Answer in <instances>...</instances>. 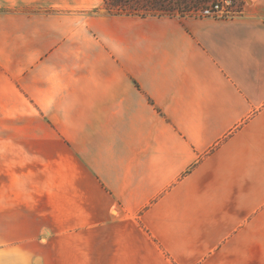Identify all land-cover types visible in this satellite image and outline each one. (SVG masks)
Returning <instances> with one entry per match:
<instances>
[{
    "label": "crops",
    "instance_id": "crops-1",
    "mask_svg": "<svg viewBox=\"0 0 264 264\" xmlns=\"http://www.w3.org/2000/svg\"><path fill=\"white\" fill-rule=\"evenodd\" d=\"M18 20L0 109L28 101L30 157L91 200L59 235L0 221V264H95L117 243L142 264H264V0L232 21Z\"/></svg>",
    "mask_w": 264,
    "mask_h": 264
},
{
    "label": "rangeland",
    "instance_id": "rangeland-1",
    "mask_svg": "<svg viewBox=\"0 0 264 264\" xmlns=\"http://www.w3.org/2000/svg\"><path fill=\"white\" fill-rule=\"evenodd\" d=\"M200 1H191L186 9H196L198 6L189 7L195 2L201 4L204 0ZM94 4L96 6H93ZM177 6L182 8L185 5L179 1ZM75 7L79 10L74 9ZM163 7H171L173 10L174 3ZM72 13L82 14L83 17L109 16L102 0H0V34L4 31V19L11 15H17L19 18L17 26L14 25L18 29V36H26L28 18L51 19L65 14L70 16ZM6 31L9 32L8 29ZM2 103L0 141H12L16 144L14 146L12 143L0 142V221H18L21 226L25 225L19 228L21 235H59L63 221L75 218L83 199L91 200V197L72 195L68 181L61 180L55 171H52V177L48 178L44 175V165L37 164L30 157L29 141L33 140L36 134L28 129L33 120L29 117L28 110L31 108L28 101L21 100L19 105L16 100H4ZM54 136L53 134V138ZM48 225H51V229ZM106 248L107 245H100L101 258L95 259V264H142L139 258H124L123 243H117L112 255L107 254ZM133 248L138 249V245H133ZM87 262L88 260L85 264Z\"/></svg>",
    "mask_w": 264,
    "mask_h": 264
},
{
    "label": "built area",
    "instance_id": "built-area-1",
    "mask_svg": "<svg viewBox=\"0 0 264 264\" xmlns=\"http://www.w3.org/2000/svg\"><path fill=\"white\" fill-rule=\"evenodd\" d=\"M256 1L257 0H204L202 2L201 0V4H196L195 2L194 5L189 7L192 8L198 6L193 10L186 9L187 5L178 8L177 5L179 3H175L174 13L177 17L206 19L212 21H232L240 17L246 8Z\"/></svg>",
    "mask_w": 264,
    "mask_h": 264
},
{
    "label": "trees",
    "instance_id": "trees-1",
    "mask_svg": "<svg viewBox=\"0 0 264 264\" xmlns=\"http://www.w3.org/2000/svg\"><path fill=\"white\" fill-rule=\"evenodd\" d=\"M188 5L192 0H102L110 16L126 17H175L174 9L163 7L171 3ZM167 3V4H166ZM150 14V15H146Z\"/></svg>",
    "mask_w": 264,
    "mask_h": 264
}]
</instances>
